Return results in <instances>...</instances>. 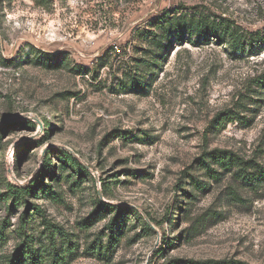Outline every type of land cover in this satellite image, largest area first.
<instances>
[{
    "label": "rangeland",
    "instance_id": "rangeland-1",
    "mask_svg": "<svg viewBox=\"0 0 264 264\" xmlns=\"http://www.w3.org/2000/svg\"><path fill=\"white\" fill-rule=\"evenodd\" d=\"M166 13L244 42L159 54ZM263 75L264 0H0V264H264Z\"/></svg>",
    "mask_w": 264,
    "mask_h": 264
},
{
    "label": "trees",
    "instance_id": "trees-1",
    "mask_svg": "<svg viewBox=\"0 0 264 264\" xmlns=\"http://www.w3.org/2000/svg\"><path fill=\"white\" fill-rule=\"evenodd\" d=\"M170 13H166V15H163L162 17L155 18L153 21V24L157 26L161 32L160 34H155L154 32H149V36L147 35V31L141 32L149 41L150 43L159 49V54L163 52L164 49L167 47V43L169 42L171 33H175L176 37L178 39L182 38L183 35L188 32L191 36L195 35V39H201V37H208L209 34H211L213 37H215L217 40L219 39H226L228 43H232V45L235 46V44L244 42L245 36L242 35L238 29L233 28L232 25L229 23H226L224 21L216 22L209 20L207 18L203 17H194L190 16L187 18L186 16H170ZM150 62L153 63L154 56L149 58ZM264 79V75L262 76ZM137 80H133V83H136ZM139 83V82H138ZM263 86H264V80H263ZM220 118V115H217L214 122H218ZM29 121H24L21 124L26 125ZM210 158L214 159L217 163L221 164L224 168L230 169V167L237 161L239 165H241L240 169H238L237 173H239L242 177L245 179H249L251 175H256L255 173L249 172L247 170V164L245 161H243L240 157L237 155L226 152L225 150L215 149L209 152ZM67 156L73 161L80 165L82 169H85L83 165H81L78 160L71 155L70 153H67ZM200 163L209 170V173H214L215 175L217 172L211 167V164L209 161H207L204 158H201ZM46 171V168L43 169V172ZM43 178V173H40L36 179L31 182L26 187H20L15 184H10V189L14 190V192L18 194H26L35 189V187L39 184V182ZM99 206L100 207H110L111 205L103 203L99 200ZM37 210L41 213L42 209L37 207ZM115 218V223H116ZM29 259L32 261L30 264H37L36 263V255L32 247L29 248ZM25 253V250H23L22 247H19L13 255L9 256L7 258L8 263L7 264H22L23 262V255ZM190 264H199L195 261H190ZM203 264H244L242 262H236V261H217L214 263L204 262Z\"/></svg>",
    "mask_w": 264,
    "mask_h": 264
}]
</instances>
